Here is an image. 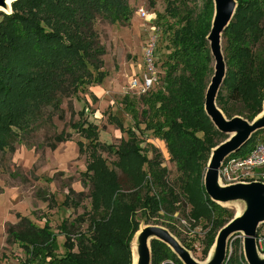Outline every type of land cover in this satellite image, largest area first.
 <instances>
[{"label": "trees", "instance_id": "trees-1", "mask_svg": "<svg viewBox=\"0 0 264 264\" xmlns=\"http://www.w3.org/2000/svg\"><path fill=\"white\" fill-rule=\"evenodd\" d=\"M184 1L166 0L165 12L156 16L158 22L169 17L177 25L161 24L170 51L161 64L162 86L142 98V117L145 130L165 142L177 170L186 175L196 173L186 188L187 201L194 208L193 215L206 219L213 228L223 221L226 211L212 202L197 183L198 162L218 145L214 139L221 137L204 112V95L212 73L206 37L211 28L213 2L203 0L199 13L192 16ZM235 1V14L222 34L227 44L226 73L216 103L227 119L233 118L225 107L224 92L227 101L243 106L244 117L251 122L261 112L264 99V42L260 44L264 36V0ZM96 16L111 23L128 22L132 10L127 0H16L11 4V13L0 12V153L17 139L21 143L20 133L31 128L43 109L50 105L58 108L57 95L67 91V86L77 92L81 87L100 83L106 76L101 71L105 51L93 31ZM257 44L260 46L255 48ZM125 99L126 111L137 124L138 112ZM79 117L72 127L90 142L86 175L92 185L91 209L95 214H106L90 219L88 234L81 233L74 240L66 234L63 255L57 254L56 237L46 223L40 226L25 220L19 231L8 228V236L25 253L20 264H131V240L139 227L137 211L144 209L155 214L164 204L166 196L140 195L146 176L156 185L166 186L165 170L149 167V172L143 171L149 161L134 131L118 122L117 128L128 139L116 148L101 146L97 126L84 120L82 113ZM198 133L203 137H198ZM67 140L62 133L56 137L57 142ZM257 143H264V130L253 134L227 159L245 157ZM84 149L81 144L82 154ZM101 149L117 157L115 166L125 176L127 193H121L118 177L99 154ZM214 212L218 216L212 219ZM214 238L209 230L204 256L212 248ZM75 248L77 252H73ZM151 257V264H182L157 240L151 241ZM234 261L231 254L224 264Z\"/></svg>", "mask_w": 264, "mask_h": 264}, {"label": "rangeland", "instance_id": "rangeland-1", "mask_svg": "<svg viewBox=\"0 0 264 264\" xmlns=\"http://www.w3.org/2000/svg\"><path fill=\"white\" fill-rule=\"evenodd\" d=\"M127 1L132 10L130 21L111 23L96 16L93 22L95 38L105 51L101 56L103 61L101 71L106 75L102 81L81 87L82 89L77 92L67 86V91L57 95L59 107L54 108L50 105L43 109L31 128L27 132L20 133L21 143L17 142V139L0 153V262L2 264H20L26 258L21 245L8 236L6 232L8 228L19 231L25 220L40 226L46 223L56 237L59 246L57 254L63 255L66 234L71 240L81 233L88 234L90 219L94 217L100 219L106 214L102 211L95 214L91 209L92 185L89 175H86L90 142L72 127L79 121V113L83 114V119L88 123L97 126V137L101 146L112 145L116 148L122 140L128 139L127 135L117 128L116 123L120 122L125 129H132L139 139L142 153L149 161V164L143 166V171L149 172V167L154 170H158V167L165 170L163 181L168 189L166 186L156 185L151 177L146 176L147 183L140 195L166 197L164 204L160 206V211L155 214H149L144 209L137 211L135 218L139 224L138 230L146 226L163 227L190 252L196 261L205 263L212 252L211 248L207 256H204L209 230H212L216 237L223 226L244 210L242 202L219 205L226 212L223 214V221L213 228L206 219L196 218L193 215L194 208L187 201L186 192L187 186L193 181L191 178L196 173L186 175L179 172L175 163L170 160L165 142L154 138L151 131L145 130L142 117L145 107L142 98L149 96L158 89V86H162L164 69L161 64L170 51L166 39L162 36L161 24L169 22L171 25H177V23L169 17L162 21L163 23L156 21L157 14L165 12L166 0ZM184 2L192 16H196L203 0ZM11 4L9 9L2 13H11ZM179 13L183 15L184 11L180 8ZM154 38L155 48L151 59L155 63L154 75L157 77V83L150 93L139 96L130 89V82L133 78H141L146 74V49ZM263 42L264 36L260 44ZM226 45V38L221 35L223 57ZM210 67L213 72L212 59ZM222 95L225 107L234 116L247 120L244 117L246 111L243 106L227 101L224 92ZM126 97L138 112L137 124L126 111ZM217 106L220 109L221 106L218 104ZM61 133L68 139L67 141H56V137ZM202 135L198 133L197 136L203 137ZM220 135L221 137L214 139L215 143L220 144L228 138V135ZM81 144L86 150L83 154L80 152ZM99 154L105 159L109 170L116 173L121 193H127L125 176L115 166L117 157L104 149L99 150ZM210 155L211 151L204 154L198 162L197 183L202 187H204V175ZM220 183L226 185L222 180ZM173 198L175 203L172 202ZM217 216L215 212L211 214L212 219ZM133 241L135 236L131 240V247ZM228 247V252L231 251L235 259L234 264H246L240 234L230 237ZM132 249L131 260H133ZM73 252H77V249L75 248Z\"/></svg>", "mask_w": 264, "mask_h": 264}, {"label": "water", "instance_id": "water-1", "mask_svg": "<svg viewBox=\"0 0 264 264\" xmlns=\"http://www.w3.org/2000/svg\"><path fill=\"white\" fill-rule=\"evenodd\" d=\"M14 1L16 0L12 2ZM6 2L7 0H0V12L9 9ZM212 2L213 17L206 41L213 62V72L204 95V112L214 128L220 134L228 135V138L211 150L203 186L206 195L212 202L218 205L242 202L244 210L218 231L210 258L205 263L196 261L167 229L159 226H146L139 229L134 235L135 264H151L150 244L152 240L166 245L182 264H224L230 255L228 253L229 239L235 234L241 235L246 264H264V256L257 253L255 244L257 229L264 223V184L252 182L225 186L219 180V171L227 158L231 154L237 153L253 134L264 130V99L261 112L251 122L239 116L227 119L218 108L216 98L226 73L221 49V35L230 24L237 3L235 0H212ZM132 264H134V260H132Z\"/></svg>", "mask_w": 264, "mask_h": 264}, {"label": "built area", "instance_id": "built-area-1", "mask_svg": "<svg viewBox=\"0 0 264 264\" xmlns=\"http://www.w3.org/2000/svg\"><path fill=\"white\" fill-rule=\"evenodd\" d=\"M154 48L155 38L150 41L146 49V74L141 78H133L130 82V89L139 96L149 93L157 83V77L154 75L155 63L151 59ZM219 180H222L226 184L225 186L239 183L249 184L252 182L264 184V143H257L254 149L245 157L227 159L219 171ZM255 244L257 253L260 256H264V223L257 229ZM228 253H230L228 256L230 257L231 251ZM0 264L2 263L0 262ZM167 264L173 263L167 261Z\"/></svg>", "mask_w": 264, "mask_h": 264}, {"label": "bare ground", "instance_id": "bare-ground-1", "mask_svg": "<svg viewBox=\"0 0 264 264\" xmlns=\"http://www.w3.org/2000/svg\"><path fill=\"white\" fill-rule=\"evenodd\" d=\"M13 0H7V5L9 6L10 4H11V2H12ZM131 248H133L132 250H133V260H134V264H135V262H136V253H135V241H133V244H132V247Z\"/></svg>", "mask_w": 264, "mask_h": 264}]
</instances>
